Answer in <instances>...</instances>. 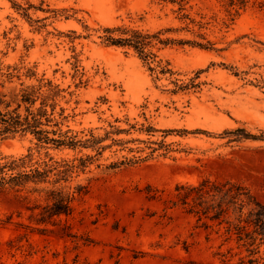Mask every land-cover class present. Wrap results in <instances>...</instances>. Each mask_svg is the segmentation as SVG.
<instances>
[{
  "label": "rangeland",
  "instance_id": "rangeland-1",
  "mask_svg": "<svg viewBox=\"0 0 264 264\" xmlns=\"http://www.w3.org/2000/svg\"><path fill=\"white\" fill-rule=\"evenodd\" d=\"M13 1L0 0V60L36 65L67 87L61 105L79 135L116 127L121 142L102 154L49 149L56 158L94 155L73 182L88 190L63 217L78 236L50 224L17 249L16 224L0 225V264H264V244L226 239L224 228L171 202L178 184L205 177L245 183L264 201V139L223 134L244 126L264 135V6L233 15L223 0H187L184 8L166 0H15L31 5L25 15ZM121 24L188 40L154 39L173 73L150 69L133 48L103 43V28ZM31 147V135L0 137V157ZM125 157L135 162L108 167ZM11 213L42 226L24 201L0 194V217Z\"/></svg>",
  "mask_w": 264,
  "mask_h": 264
},
{
  "label": "trees",
  "instance_id": "trees-1",
  "mask_svg": "<svg viewBox=\"0 0 264 264\" xmlns=\"http://www.w3.org/2000/svg\"><path fill=\"white\" fill-rule=\"evenodd\" d=\"M178 2L184 8L187 0H166ZM233 15H239L251 4L264 6V0H223ZM13 5L29 15L31 5L13 1ZM106 45L133 48L155 72L173 73L169 62L163 63L153 50L154 39L159 43H185L188 40L161 37L160 33H148L125 24L105 26L100 35ZM191 42V41H189ZM201 45V43H198ZM68 88L50 77L46 72H39L36 65L4 64L0 60V137L12 138L31 135L36 143V150L29 148L20 155L0 157V194H12L25 202L30 211L29 218L42 226H33L22 220H14L13 213L0 217V225L15 223L16 234L11 239V246L21 248V241L30 240L33 232L45 233L49 225H61L64 235L77 237L71 223L63 221L70 217L75 209L76 198L87 192L83 183L73 184L74 179L85 172L95 158L86 153L79 157L56 158L50 148L68 147L74 150L92 149L102 154L105 149L121 139L112 134L119 133V128L97 134L93 129L81 136L66 123L69 114L61 100L66 97ZM64 125L66 127H64ZM202 130V129H199ZM224 135L237 140L243 138L264 139L263 134H256L244 126L225 129ZM111 138L112 143H104ZM46 149L44 156L42 150ZM132 158L111 162L108 167L116 168L133 161ZM177 199H172V206L177 204L199 219L206 218L214 222L219 232L224 228L226 239L235 238L239 244L257 248L264 244V201L242 182L234 180L216 181L209 177L200 182L180 183L176 187ZM158 195H152L156 197ZM22 211H19L21 214ZM205 220L204 224L212 226ZM22 230H21V229ZM79 242V239H75ZM86 237L83 242H92Z\"/></svg>",
  "mask_w": 264,
  "mask_h": 264
}]
</instances>
